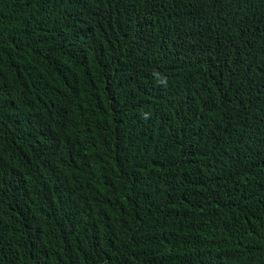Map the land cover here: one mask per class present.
Returning <instances> with one entry per match:
<instances>
[{"label":"trees","instance_id":"obj_1","mask_svg":"<svg viewBox=\"0 0 264 264\" xmlns=\"http://www.w3.org/2000/svg\"><path fill=\"white\" fill-rule=\"evenodd\" d=\"M0 264H264V0H0Z\"/></svg>","mask_w":264,"mask_h":264}]
</instances>
